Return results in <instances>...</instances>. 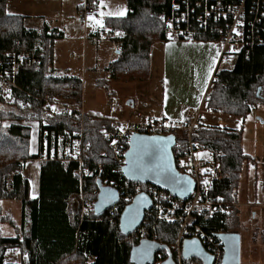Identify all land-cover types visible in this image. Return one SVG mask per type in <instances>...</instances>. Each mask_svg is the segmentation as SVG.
<instances>
[{"label":"trees","instance_id":"obj_1","mask_svg":"<svg viewBox=\"0 0 264 264\" xmlns=\"http://www.w3.org/2000/svg\"><path fill=\"white\" fill-rule=\"evenodd\" d=\"M10 1L0 0V72L6 69V55L20 51L40 56L41 70L36 72L32 66L19 69L15 80L17 87L13 90L14 107L7 111L0 108V227L7 222L15 224L3 216L2 201L20 200L22 204L21 235L5 238L0 228V264H7V252L14 249L21 253L20 264H133L130 253L140 241L121 234L119 217L113 218L110 214L115 208L101 217H96L93 210L86 217L81 216L84 201L90 200L94 204L97 200L98 180L102 183L116 181L119 185L116 189L123 195L126 180L121 166L115 162L109 143L101 135V130L110 127L114 119L88 113L92 120L86 119L81 124L67 115L50 117L41 103L28 98L27 94L31 92L40 96L46 94L53 99L74 101L80 107L82 83L73 78L61 82L44 77L53 70L49 68L51 53L56 40L62 38L61 34L55 38L47 26L42 33L28 29L24 17L7 14ZM125 1L126 16L107 19L105 28L90 36L92 39L99 37L102 31H116L123 41L117 59L107 68L110 74L107 80L115 81L129 73H147L153 38L154 42L167 41L162 17L170 16L173 0ZM262 36L263 42L252 48L249 58L241 54L232 70L220 71L219 81L207 99L210 110L239 117L245 122L257 107L264 108ZM2 92L0 87V103L4 102ZM20 102L23 108L18 105ZM27 119L39 124L36 156L30 154L32 130L24 124ZM82 125L85 128L84 143L90 146L83 153L84 165L66 162L61 157L51 160L50 152L58 151L60 139L70 144ZM193 140L219 157L228 176L214 187V196L224 198V202L237 203L239 182L254 162L243 149V128L228 130L201 126L194 130ZM40 158L45 160L40 169L39 194L32 199L29 181L21 169L27 161ZM99 165L103 167L100 175ZM128 204L124 203V198L120 201L124 207ZM119 212L122 213V209ZM154 217H147L146 221L151 220L149 225L157 229L158 243L164 245L168 239L177 237L178 226L158 222ZM233 221L231 215L227 218L216 216L208 221L197 219L208 234L219 230L230 234ZM27 222L28 231L25 230Z\"/></svg>","mask_w":264,"mask_h":264},{"label":"built area","instance_id":"obj_2","mask_svg":"<svg viewBox=\"0 0 264 264\" xmlns=\"http://www.w3.org/2000/svg\"><path fill=\"white\" fill-rule=\"evenodd\" d=\"M96 0H85L78 10V17L82 23H86L89 16L96 12ZM165 23L167 41H209L220 47V60L215 74L210 81L208 91L215 87L219 81L221 65L235 60L245 54L248 58L253 47L263 42L264 35V0H173L170 16L162 17ZM171 25V26H169ZM238 33V34H237ZM57 38L58 33H53ZM88 39V38H87ZM93 41L104 40L117 54L123 41L116 31H102L99 37H93ZM42 57V56H41ZM6 69L0 72L1 93L4 97L15 101L13 93L17 87L16 75L18 70L32 66L36 72L41 69L40 56L32 52H13L5 57ZM46 79L65 82L71 78L84 82V76L76 77L58 70H51L45 74ZM107 79L110 74L107 73ZM73 87V86H72ZM74 88V87H73ZM32 101L39 102L47 110L50 117L67 115L74 121L81 124L92 118L81 107H75L69 102L58 98L53 99L50 95L36 93L27 94ZM40 96V97H39ZM71 104V105H70ZM201 109L195 113H189L188 117L181 121L167 118L149 119L146 121L114 120L110 127L101 130V135L109 143L112 157L121 166L125 162V153L128 150L130 139L135 134L145 135H175L176 143L173 154L177 169L189 175L194 183L195 189L187 200H182L172 193L160 189L154 185L140 183H123V195L120 193V201L131 203L136 195L148 194L153 205L150 211L145 214L142 225L132 234L129 239L142 241L149 240L158 242L157 229L152 228L146 221L147 217L155 216L158 222L178 226L179 232L175 239H169L164 245L168 251H159L155 256L153 264H164L169 258L174 264H204L198 258H185L183 255V244L187 239H195L200 242L206 252L213 258V264H222L224 257V243L220 235L223 230L208 234L197 219L202 218L208 221L216 216H227L230 204L224 202L221 197H215L212 193L217 184L222 183L228 176L224 173L219 157L207 150L193 140V132L202 126ZM85 128L83 125L74 134L70 144H65L61 138L58 151L50 152L51 160H58L61 157L66 162H76L84 165L83 153L87 152L90 146L84 143ZM45 158H40L44 161ZM102 165L98 167V174L102 172ZM116 181L106 180L104 186L116 189ZM119 203L113 207L116 210L111 212L113 218L121 217L119 212L124 210L125 205ZM95 204V203H94ZM92 201H84L81 216L86 217L90 211H94ZM235 207V204L233 205ZM112 208V209H113Z\"/></svg>","mask_w":264,"mask_h":264},{"label":"rangeland","instance_id":"obj_3","mask_svg":"<svg viewBox=\"0 0 264 264\" xmlns=\"http://www.w3.org/2000/svg\"><path fill=\"white\" fill-rule=\"evenodd\" d=\"M84 1L85 0H82V4ZM11 2H14V0L9 3ZM79 2L80 0H49L46 4H40L38 8L37 6H32L31 9L20 7L17 11H14L15 13H13L16 14V12H18L17 14L22 15L29 13L32 15L34 14L35 16L38 15V12L39 14L43 13L46 22L52 24L51 26L53 28L59 27L64 31V37L56 40L53 48L55 56L57 57V62L63 61L68 62V65L77 64L80 66L85 50L84 26L86 25V28L87 26L89 28L91 27V31L102 30L104 29L107 19L122 18L126 16L128 9L125 0H98L96 3V13L89 16L93 19H89L88 17L87 23L84 24L79 20L77 13ZM101 5H103V7ZM8 9L9 8L7 7V14L10 15ZM93 20H95V23H90ZM97 21H100L101 23H97ZM34 23H37L38 25V23L41 22L37 19L34 20ZM101 24L103 26H101ZM154 41L153 38L152 42L153 44H156ZM43 42L44 39L41 40V43ZM100 42H102L100 44L105 45V47L109 45L104 40H100ZM108 47L109 48H107V51L105 52L106 55L110 57V60L117 59V54L113 52L110 46ZM93 52V50H89L91 56L93 55ZM72 54H74V56H72ZM99 57L102 62L100 61L97 65L89 67V69H93V71L90 75H86V79L84 75L85 80L82 82L81 100L84 98L87 110L101 112V115L105 114L108 117H112V119L115 118L114 120H130V116H126L124 112L126 110L129 111L131 107L127 106L125 108V105H127L130 100H132L134 105H140L142 103L141 101L145 100L142 99V97L148 93L146 87L150 86V84L154 85L157 83L156 72L154 73L151 69V60L147 73H129L126 77L114 81L106 79L108 72L105 69L103 59L100 55ZM233 67L234 62L231 61L229 63H224L221 70H231ZM55 68L57 70L60 69L58 67ZM65 73L70 74L68 72ZM74 76L82 77L77 75ZM95 84L99 85L100 88L104 86L108 93H104L101 90H99V93L95 92V90H97L93 88ZM3 89L5 90V88ZM112 89L115 91L111 92ZM105 90L103 89V91ZM211 93L212 91L210 90L205 100L203 108V112L205 113L214 112L208 108L207 103V99ZM4 95L5 93H3L4 102L0 103V108L7 111L12 109L11 107H14L15 101L4 97ZM64 102H69L76 107V104L73 103V101L64 100ZM18 105L21 108L24 106L21 102L18 103ZM219 114L225 115L222 112H219ZM204 118V123L212 125H215L213 122L218 120V117L205 116ZM24 124L34 125L38 124V122L27 119L24 121ZM202 126L210 128L216 127L207 125ZM228 127L216 128L232 130ZM34 133L35 132L32 133V141L30 144L31 150L33 151L36 150L34 145L36 136ZM243 149L254 159V162L249 165L248 170L243 173L241 181L239 182V187L236 191L237 203L226 201L230 204L226 218L231 215V218L234 221L231 223L232 228L230 231L231 233H238L241 236V264H264V108L261 106L257 107L244 122ZM42 164V161L31 159L27 161L21 169L24 178L29 181L31 195L33 196H38L39 194L40 167ZM2 202H5L3 204L4 207L2 206L3 216L6 217V220L15 221V224L12 225L8 222L3 223L0 227L1 235L6 237L21 235L22 222L20 200H3ZM234 204L235 207H233ZM21 260L22 258L19 250L14 249L7 252V264H20Z\"/></svg>","mask_w":264,"mask_h":264},{"label":"crops","instance_id":"obj_4","mask_svg":"<svg viewBox=\"0 0 264 264\" xmlns=\"http://www.w3.org/2000/svg\"><path fill=\"white\" fill-rule=\"evenodd\" d=\"M49 0H32V1H14L9 3L8 11L10 15L13 16H22L25 18V25L28 29H34L41 31L45 26L49 27V33H60L61 37H64V31L59 27H52L50 23L45 21V17L42 14L35 16L34 14L25 13L14 14V11H17L20 7H27L31 9L32 6H40V4H46ZM98 2V0H97ZM82 5V0H80L77 6V13ZM14 12V13H13ZM40 21L41 23H34V20ZM87 23V21H86ZM85 23V24H86ZM90 23H95V20ZM105 28V26H104ZM86 25L84 26V55L80 66L77 64H69L68 62H57V57L55 56L54 50L51 53V63L49 65L50 69L57 70L55 67H58V71L68 72L71 75L84 76L90 75L93 69H89L92 65H97L98 62H102L99 55L104 61L105 69L111 65L115 60H110V57L106 55L107 47L101 45L99 40L93 41L90 36L93 33L100 32V30L91 31ZM88 31V32H87ZM88 38V39H87ZM90 46H89V45ZM104 46V47H103ZM54 48V46H53ZM90 48V49H89ZM157 48V49H156ZM89 50H93V55L89 54ZM220 47L216 43L208 41H162L156 42L151 50V69L156 72V81L154 85L150 84L147 86L148 93L142 97L141 104L134 105L132 100L125 105L130 106L131 108L126 110L124 113L126 116H130V121H146L149 119H161L167 118L171 120L181 121L188 117L189 113H195L201 109V119L202 124L207 126H216V127H228L232 130H240L243 128L244 122L239 117H230L222 115L216 112H203L204 104L206 97L208 95V89L210 81L215 74L216 68L220 60ZM74 56V54H72ZM117 58V57H116ZM110 60V61H109ZM68 65V66H65ZM222 67V65H221ZM232 70V69H231ZM107 76V75H106ZM107 79V78H106ZM98 80V79H97ZM87 81V80H86ZM99 81V80H98ZM93 88L97 89L95 92L99 93L101 90L104 93H108L105 90L104 86L99 87L95 84ZM103 89L105 91H103ZM107 89V88H106ZM115 90L112 89L111 92ZM160 91V93H159ZM112 102V101H111ZM73 103H75L73 101ZM82 109H86L85 100H81ZM88 113H97L101 115V112H92V110H85ZM205 113V114H204ZM218 117L216 122H213L215 125L204 123L205 116ZM103 117H108L105 114L101 115ZM115 119V118H114ZM118 119V118H117ZM124 120V119H119ZM129 120V119H128ZM210 121V120H208ZM28 126L31 127L32 133L35 132L36 139L34 141L35 149L31 150L30 145V154L36 156L38 154L39 147V124H34ZM32 136V134H31ZM32 138V137H31ZM32 141V140H31ZM30 141V144H31ZM40 161V159H38ZM42 166V165H41ZM41 169V167H40ZM38 196L31 195L32 199L37 198ZM5 202H2L4 207ZM21 206V222H22V204ZM22 226V224H21ZM25 230H29L28 222L25 225ZM5 238H14L6 237Z\"/></svg>","mask_w":264,"mask_h":264},{"label":"water","instance_id":"obj_5","mask_svg":"<svg viewBox=\"0 0 264 264\" xmlns=\"http://www.w3.org/2000/svg\"><path fill=\"white\" fill-rule=\"evenodd\" d=\"M175 143V135H133L121 168L123 177L129 182L154 185L182 200H187L195 189V183L189 175L177 169L173 154ZM97 187L94 214L101 217L119 203L120 193L113 187L104 186L101 180L97 181ZM152 205L153 201L148 194L143 192L136 195L121 214V234L125 237L132 235L142 225L145 214L151 210ZM220 238L224 243L222 264H241V236L238 233H230L222 234ZM162 250L168 251V248L158 242L142 240L132 248L130 261L133 264H153L156 254ZM183 255L187 259L195 257L204 264H213V258L195 239H187L184 242ZM164 264L174 263L169 258Z\"/></svg>","mask_w":264,"mask_h":264},{"label":"snow or ice","instance_id":"obj_6","mask_svg":"<svg viewBox=\"0 0 264 264\" xmlns=\"http://www.w3.org/2000/svg\"><path fill=\"white\" fill-rule=\"evenodd\" d=\"M102 7H103V5H101ZM122 14V13H121ZM89 19H93L92 17H89ZM97 23H101L100 21H97ZM101 26H103L102 24H101ZM169 26H171V25H169ZM238 34V33H237Z\"/></svg>","mask_w":264,"mask_h":264},{"label":"bare ground","instance_id":"obj_7","mask_svg":"<svg viewBox=\"0 0 264 264\" xmlns=\"http://www.w3.org/2000/svg\"><path fill=\"white\" fill-rule=\"evenodd\" d=\"M85 3V1L83 2V4Z\"/></svg>","mask_w":264,"mask_h":264}]
</instances>
